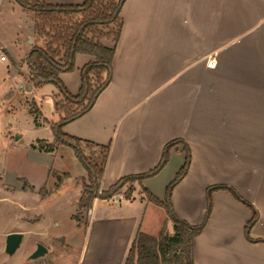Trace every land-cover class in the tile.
<instances>
[{
	"label": "crops",
	"instance_id": "crops-1",
	"mask_svg": "<svg viewBox=\"0 0 264 264\" xmlns=\"http://www.w3.org/2000/svg\"><path fill=\"white\" fill-rule=\"evenodd\" d=\"M44 2L76 5L84 0ZM120 18L110 82L92 107L62 131L109 146L101 189L122 176L149 171L167 142L182 140L190 164L172 189L175 214L199 224L206 189L229 186L257 212L250 236L264 239V0H125ZM34 44L41 42L34 34L33 14L14 0H0V53L6 57L0 62L27 67L25 57ZM211 58L214 67L206 65ZM93 60L76 54L74 69L60 73L69 93H78L80 70ZM26 69L23 76L34 92L51 85L33 87ZM45 141L52 142L53 135ZM64 147L33 150L55 160L63 158ZM183 162L179 143L157 174L132 184L129 199L126 186L109 198L94 199L85 211L78 264H124L137 233L156 236L164 229L171 235L165 210L141 188L163 200ZM67 181L71 177L55 192ZM77 189L75 203L82 187ZM211 201L210 216L193 239L194 263L264 264V241L250 242L244 235L252 210L225 190L213 191Z\"/></svg>",
	"mask_w": 264,
	"mask_h": 264
},
{
	"label": "trees",
	"instance_id": "trees-1",
	"mask_svg": "<svg viewBox=\"0 0 264 264\" xmlns=\"http://www.w3.org/2000/svg\"><path fill=\"white\" fill-rule=\"evenodd\" d=\"M125 0H84L76 5H49L44 0H14L23 11L33 14L34 34L41 44H34L28 51L25 62L29 70V80L33 87L51 84L56 89L55 110L59 114L50 123L53 141L37 139L32 149L52 152L56 144L71 148L74 157L83 167L86 179L78 199L79 209L90 208L94 199L109 198L123 187L126 199L130 198L132 184L141 185L144 178L157 174L167 163L170 150L182 144L184 162L168 183L163 200H158L148 190L141 188L147 199L161 207L172 222L173 233L168 235L161 229L156 236L137 233L132 241L124 264H195L193 261V239L198 236L211 212V194L215 190H225L236 200L252 210V215L244 227L245 238L250 242L264 241L252 238L250 230L257 219V212L231 187L214 185L206 189V208L199 224H189L179 218L171 205L172 189L186 174L190 164L188 146L180 139L167 142L158 163L149 171L120 177L114 184L101 189L109 146L98 145L65 134L62 127L87 112L94 104L99 93L108 85L112 77V60L122 20L120 11ZM103 41H110L105 44ZM86 54L94 58L80 70V88L71 94L60 80V73L74 69L76 54Z\"/></svg>",
	"mask_w": 264,
	"mask_h": 264
},
{
	"label": "rangeland",
	"instance_id": "rangeland-1",
	"mask_svg": "<svg viewBox=\"0 0 264 264\" xmlns=\"http://www.w3.org/2000/svg\"><path fill=\"white\" fill-rule=\"evenodd\" d=\"M26 68L10 60L0 62V264H78L86 210L75 202L86 174L69 147L55 160L30 147L37 139L52 137L50 122L58 115L54 87L34 92L23 76ZM78 174L82 175L73 177ZM67 177L71 181L55 192ZM12 232L23 238L8 255L5 236ZM37 244L47 253L29 260Z\"/></svg>",
	"mask_w": 264,
	"mask_h": 264
},
{
	"label": "water",
	"instance_id": "water-1",
	"mask_svg": "<svg viewBox=\"0 0 264 264\" xmlns=\"http://www.w3.org/2000/svg\"><path fill=\"white\" fill-rule=\"evenodd\" d=\"M23 235L20 232L8 233L5 236L4 252L8 255H13L17 248L20 246ZM47 253V249L42 244H37L34 251L28 256L29 260H35L44 256Z\"/></svg>",
	"mask_w": 264,
	"mask_h": 264
},
{
	"label": "built area",
	"instance_id": "built-area-1",
	"mask_svg": "<svg viewBox=\"0 0 264 264\" xmlns=\"http://www.w3.org/2000/svg\"><path fill=\"white\" fill-rule=\"evenodd\" d=\"M5 59H6L5 55L0 53V61H4ZM206 65L208 67H214V65H215L214 59L211 58V59L207 60Z\"/></svg>",
	"mask_w": 264,
	"mask_h": 264
}]
</instances>
